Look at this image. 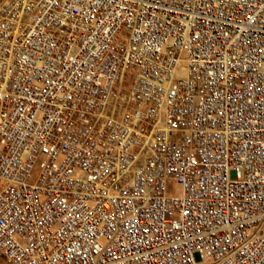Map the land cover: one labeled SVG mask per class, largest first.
I'll use <instances>...</instances> for the list:
<instances>
[{
    "label": "built area",
    "instance_id": "obj_1",
    "mask_svg": "<svg viewBox=\"0 0 264 264\" xmlns=\"http://www.w3.org/2000/svg\"><path fill=\"white\" fill-rule=\"evenodd\" d=\"M0 264H264V0H0Z\"/></svg>",
    "mask_w": 264,
    "mask_h": 264
}]
</instances>
